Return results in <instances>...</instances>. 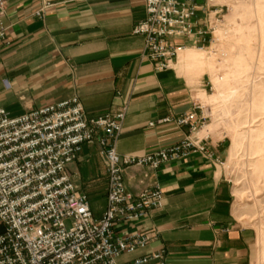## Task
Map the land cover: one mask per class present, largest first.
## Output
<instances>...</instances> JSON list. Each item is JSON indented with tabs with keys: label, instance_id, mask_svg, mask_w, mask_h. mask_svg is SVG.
<instances>
[{
	"label": "crops",
	"instance_id": "crops-1",
	"mask_svg": "<svg viewBox=\"0 0 264 264\" xmlns=\"http://www.w3.org/2000/svg\"><path fill=\"white\" fill-rule=\"evenodd\" d=\"M7 39L0 54V106L16 118L77 98L89 117L127 109L116 148L121 157H144L178 144L190 127L160 123L194 114L190 126L210 117L207 74L186 40L174 66L159 72L144 58L145 40L133 34L146 18L145 0H5ZM43 19L35 13L44 4ZM9 84V88L6 84ZM151 123L155 125L150 126ZM202 129L222 163L199 155L167 164L156 179L164 205L143 221L116 228L118 237L148 234L153 241L117 259L133 264L165 250L168 264H255L258 233L236 212L234 186L224 166L229 140ZM145 169L124 172L128 191L140 194ZM78 194L95 218L106 210L108 166L96 141L81 147L68 167ZM150 264H157L155 262Z\"/></svg>",
	"mask_w": 264,
	"mask_h": 264
},
{
	"label": "built area",
	"instance_id": "built-area-1",
	"mask_svg": "<svg viewBox=\"0 0 264 264\" xmlns=\"http://www.w3.org/2000/svg\"><path fill=\"white\" fill-rule=\"evenodd\" d=\"M50 6L44 4L34 16L43 19ZM145 9L146 18L133 34L144 38L143 56L159 72L170 70L185 49L176 40L189 41L198 51L210 49L224 9L229 10L215 0H145ZM5 16L6 1L0 0V54L7 39ZM126 114L122 108L89 117L77 98L16 118L0 106V264H118L120 256L153 241L144 233L118 237L116 228L141 222L163 207L156 177L164 166L192 155L223 166L210 149L209 136H198L210 117L190 126L194 114L160 121L190 127L178 144L144 157H121L116 145ZM93 141L108 166L107 206L101 218H95L88 197L77 193L68 173L81 147ZM128 168L147 171L138 195L126 187ZM153 262L168 264L165 250L133 264Z\"/></svg>",
	"mask_w": 264,
	"mask_h": 264
},
{
	"label": "rangeland",
	"instance_id": "rangeland-1",
	"mask_svg": "<svg viewBox=\"0 0 264 264\" xmlns=\"http://www.w3.org/2000/svg\"><path fill=\"white\" fill-rule=\"evenodd\" d=\"M227 5L214 44L194 50L210 86L208 131L229 140L224 166L236 212L258 233L255 264H264V0H215ZM234 148V151H233Z\"/></svg>",
	"mask_w": 264,
	"mask_h": 264
},
{
	"label": "bare ground",
	"instance_id": "bare-ground-1",
	"mask_svg": "<svg viewBox=\"0 0 264 264\" xmlns=\"http://www.w3.org/2000/svg\"><path fill=\"white\" fill-rule=\"evenodd\" d=\"M183 51H181L180 53H182ZM233 151H234V148H233Z\"/></svg>",
	"mask_w": 264,
	"mask_h": 264
}]
</instances>
